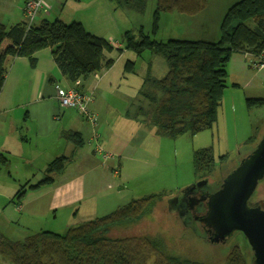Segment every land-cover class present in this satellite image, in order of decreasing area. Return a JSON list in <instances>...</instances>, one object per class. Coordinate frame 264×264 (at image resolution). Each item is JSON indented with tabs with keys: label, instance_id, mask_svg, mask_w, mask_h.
I'll list each match as a JSON object with an SVG mask.
<instances>
[{
	"label": "trees",
	"instance_id": "16d2710c",
	"mask_svg": "<svg viewBox=\"0 0 264 264\" xmlns=\"http://www.w3.org/2000/svg\"><path fill=\"white\" fill-rule=\"evenodd\" d=\"M109 1L115 11L143 13L151 0ZM208 1L156 0L152 36L160 31L162 15L196 16L206 8ZM50 9L41 11L31 26L25 21L8 25L0 19V94L8 74V59L26 58L31 67L36 68L38 60L35 55L44 49L51 50L64 76L74 83L113 65L114 61H106L105 51L114 50L106 39L89 33L80 22L40 19L42 15L49 16ZM152 36L143 27L136 32L128 30L123 35L127 51L140 57L149 50L153 55L163 57L168 66L163 78H155L151 73L145 78L139 97L148 105L140 106L139 110L150 117L156 134L162 137H172L186 130L198 132L212 127L216 121L233 55L258 58L263 54L264 0H241L229 7L221 21L217 42L176 38L164 42ZM249 66L252 68L250 62ZM135 69L134 61L126 63V72L134 73ZM253 106L263 107L264 98L247 99V107L252 109ZM62 135L75 148L84 145L80 132L64 131ZM68 160L65 156L58 157L47 168L44 181L24 186L15 198H23L27 188L37 190L53 182L50 175L65 170ZM194 165L203 173L202 180L210 179L216 169L212 151L198 152ZM162 198L150 196L134 201L107 216L74 225L65 234L46 231L23 241L0 236V256L10 264H146L147 254L156 256L157 264H214L207 259L202 261L176 255L166 246L163 237L112 239L108 236L113 227L136 224L151 217L149 215ZM242 244L231 247L223 264H252L244 237Z\"/></svg>",
	"mask_w": 264,
	"mask_h": 264
},
{
	"label": "rangeland",
	"instance_id": "374dc122",
	"mask_svg": "<svg viewBox=\"0 0 264 264\" xmlns=\"http://www.w3.org/2000/svg\"><path fill=\"white\" fill-rule=\"evenodd\" d=\"M239 1L241 0H209L206 8L196 16H185L178 13L164 14L160 21V31L153 37L151 30L156 0H151L143 13L130 11L133 15V31L136 32L142 25L150 36L164 42L170 38L217 42L225 13L229 7ZM76 2L78 1L71 0L68 3L67 13L73 11L76 5H81V10L85 11L86 7L82 6L85 0L82 3ZM21 7L19 0H0V19L8 25L12 24L20 15ZM56 7L63 9L65 5L63 7L57 4ZM55 10L56 8L51 7L50 12H55ZM113 12L118 18L121 17L118 10H113ZM117 52L114 54L116 60ZM135 58L136 55L129 51L124 60L118 61L113 75L101 85L100 89L109 97H112L111 92L113 91V96L116 94L121 99L126 96L127 100H131L129 109L141 113L138 107L148 105V102L139 97V91L147 77V69L151 66L154 72L152 76L161 79L166 75L168 66L163 57L152 55L147 50L137 64V74L131 75L130 72H126L125 65ZM251 59V56L233 55L228 67L227 86L223 91L216 113V121L212 127L198 132L186 130L172 137H162L156 134V129L152 126L147 114H140L138 117L130 116V119L138 124L132 129L135 132L132 136L136 138V141L128 145L129 157L128 152H125L121 160L115 157V159L104 162V165L109 166L108 172L98 174L97 178L89 177L81 182L80 188L84 190V194L80 195L79 199L74 197L64 199V201L58 200L61 204L64 202L68 206L60 208L62 205H58L57 209H60L52 212L51 197L39 200L37 198L39 194H32L30 196L31 209L35 211L30 215H25V212H29L26 208L23 214L16 213L13 216L10 209L2 208L4 207L3 196L11 193L10 184L8 183L9 187L6 188L0 182V208L3 213L0 214V230L13 241H23L46 231L65 234L74 225L107 216L134 201L150 196H162V200L156 203L153 214L149 215L151 217L136 224L113 227L108 236L112 239L163 237L166 246L178 256L202 261L207 259L214 264H223V258L231 251L228 249V253L224 254L227 244H211L198 221L186 224V226L185 215H182L181 209H176L175 202L172 203V200L181 197L184 191L193 189V186L202 181L203 173L196 170L194 165L198 152L210 149L212 156L215 157L216 169L211 180L208 178V182L210 188L216 191L226 176L256 148L264 135V106L257 108L253 106L252 109L247 107V99L264 98V70L258 71L250 68ZM105 143L107 145V141ZM99 144L103 146L102 142ZM136 147L142 149L139 156H135L132 152ZM95 155L100 159L99 161L97 158L96 161L102 168V158L96 153ZM2 159L4 161L5 157L3 156ZM120 166L124 172L122 179L119 176L118 167ZM2 169L6 168L2 167ZM99 171L102 170L98 169L96 172ZM70 186L68 185V189L73 191L75 188ZM29 191L37 192L39 189L29 190L27 188V194ZM2 192L5 194H1ZM17 193L15 192L11 198H15ZM24 197H19V201L25 202L27 198L24 199ZM252 200L254 203H264V181L261 182ZM54 204H56L55 200ZM14 209L18 211L16 207ZM9 216L13 219L10 224L5 220V217L10 219ZM237 234V245L243 246L240 240H243V236L241 233H234V236ZM232 243L233 240L230 244ZM247 252L249 253L250 249ZM147 255L149 259L146 264L158 263L156 256ZM249 256L251 257V252ZM0 264L10 263L0 256Z\"/></svg>",
	"mask_w": 264,
	"mask_h": 264
},
{
	"label": "crops",
	"instance_id": "0c3cea01",
	"mask_svg": "<svg viewBox=\"0 0 264 264\" xmlns=\"http://www.w3.org/2000/svg\"><path fill=\"white\" fill-rule=\"evenodd\" d=\"M19 1L22 6L21 13L10 25L25 21L23 2ZM69 2L71 0H49L48 7H54L56 10L47 17L40 16V19L51 21L61 19L65 23H82L89 33L106 39L112 45L114 50L105 51V57L106 61L112 60L114 63L111 67H104L101 72L74 83L64 76L55 63L50 49L36 53L35 57L38 60L36 68L31 67L26 58L8 59L6 64L8 74L0 94V155L4 154L6 160L3 162V157L0 158V182L6 188L10 184L11 193L3 196L4 207L2 208L10 209L13 216L16 213L23 214L26 208L29 209V212H25V215H30L35 211L31 209L30 201L32 199L30 196L32 194H39L37 197L39 200L51 197L52 212L68 206L64 202L61 204L58 200L64 201V199L74 197L79 199L80 195L84 194V190L80 188L81 182L89 177L97 178L98 174L108 172L109 166L104 165L103 161L101 164L103 167L100 168L96 161L98 157L92 151L93 146L87 145L89 139L94 137L93 133H99V139H102L100 142L111 154V159L119 157L121 160L125 152H128L129 157L130 148L128 145L134 144L136 141V138L132 136L135 133L132 129L138 123L130 119V116L138 117L141 113L129 109L131 100H127L126 96L122 99L116 94L113 96V91L111 92L112 97H109L100 89L101 85L113 75L118 61L124 60L129 52L124 48L123 35L128 30H134L133 15L130 14V11L118 10L121 14V17L118 18L117 14H114L109 0H85L82 5L86 7L84 12L81 10V5H76L73 11L67 13L66 7ZM82 2L83 0L79 1V3ZM57 4L63 7L65 5V7L59 9L56 7ZM141 27L143 26L141 25ZM116 52L117 60L114 55ZM143 54L140 57L135 54L136 58L133 61L136 63V69L134 73H130L131 75L137 74V64ZM149 73L151 75L154 73L151 66L147 69L146 76ZM59 87L76 88L82 93L93 96L91 109L98 116L97 127H93L79 113L61 108L56 99ZM64 131L80 132L84 145L75 148L70 141L63 138ZM104 140L107 141V145ZM132 152L135 156H139L142 149L136 147ZM61 156H65L69 160L65 164V170L50 175L53 182L43 186L37 192L29 191L24 197V199L27 198L25 202L11 198L24 186L35 185L38 179H40L39 182L44 181L50 162ZM2 167L6 169H2ZM118 168L120 169L119 176L122 179L123 168L121 166ZM98 169L102 171L96 172ZM113 169L116 168L113 167ZM68 185L75 189L69 190ZM1 194H5V192ZM54 200L56 204H54ZM58 205L62 206L57 209ZM2 208H0L1 215L3 214ZM9 218L5 217V220L10 224L13 219L10 216ZM0 236L7 238L1 230Z\"/></svg>",
	"mask_w": 264,
	"mask_h": 264
},
{
	"label": "water",
	"instance_id": "95a60500",
	"mask_svg": "<svg viewBox=\"0 0 264 264\" xmlns=\"http://www.w3.org/2000/svg\"><path fill=\"white\" fill-rule=\"evenodd\" d=\"M264 181V135L256 148L205 198L207 211L199 221L217 243L241 233L248 243L252 264H264V203L252 197ZM202 180L192 188L202 187Z\"/></svg>",
	"mask_w": 264,
	"mask_h": 264
},
{
	"label": "built area",
	"instance_id": "2783aa9c",
	"mask_svg": "<svg viewBox=\"0 0 264 264\" xmlns=\"http://www.w3.org/2000/svg\"><path fill=\"white\" fill-rule=\"evenodd\" d=\"M24 18L27 25L31 26L36 17L41 11L47 12L49 7L47 0H22ZM251 67L254 70L262 71L264 69V52L258 58H252L250 61ZM57 100L62 108L74 110L79 113L88 123L93 127L98 126V116L92 111L91 104L93 96L90 94L82 93L76 88L63 89L59 88L57 93ZM90 139L89 144L94 148V153L98 154L104 162L109 161L112 156L105 150L100 143V135L98 132L94 133Z\"/></svg>",
	"mask_w": 264,
	"mask_h": 264
},
{
	"label": "flooded vegetation",
	"instance_id": "af4514ba",
	"mask_svg": "<svg viewBox=\"0 0 264 264\" xmlns=\"http://www.w3.org/2000/svg\"><path fill=\"white\" fill-rule=\"evenodd\" d=\"M220 185L221 184H219L217 190L220 188ZM216 191H213L212 188H210L209 182L208 184L203 183L202 187H197L194 189H188L184 191L183 195L177 199H173L172 203L175 202L176 209H181L182 215L183 214L185 215V218H184L185 225L186 224L189 225L190 223L193 224L194 222L198 221L202 225L204 232L206 233V238L211 244L213 245L227 244L225 246L227 248L225 249V252H224V254H227L228 249L231 250V247L233 248L235 245H237L236 236H238V234L235 236L233 235L230 238V240L227 239L228 241L225 240V241H219L217 243H214L211 241L212 235H211L210 230L207 229L199 221V219H201L207 211V202H206L207 200H205V198ZM232 240H233V243L230 244ZM240 240L243 243V240L242 239Z\"/></svg>",
	"mask_w": 264,
	"mask_h": 264
}]
</instances>
